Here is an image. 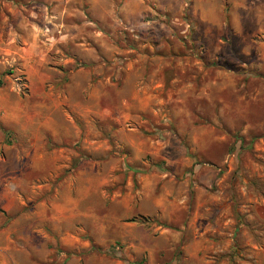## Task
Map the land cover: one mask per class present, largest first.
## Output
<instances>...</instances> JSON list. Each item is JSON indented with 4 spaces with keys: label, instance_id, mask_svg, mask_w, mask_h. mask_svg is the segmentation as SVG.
<instances>
[{
    "label": "rangeland",
    "instance_id": "374dc122",
    "mask_svg": "<svg viewBox=\"0 0 264 264\" xmlns=\"http://www.w3.org/2000/svg\"><path fill=\"white\" fill-rule=\"evenodd\" d=\"M0 264H264V0H0Z\"/></svg>",
    "mask_w": 264,
    "mask_h": 264
}]
</instances>
